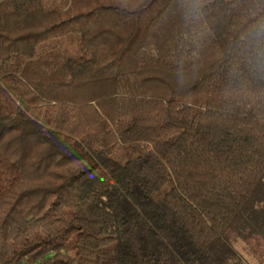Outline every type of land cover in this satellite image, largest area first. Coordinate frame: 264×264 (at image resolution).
I'll list each match as a JSON object with an SVG mask.
<instances>
[{
	"label": "trees",
	"instance_id": "16d2710c",
	"mask_svg": "<svg viewBox=\"0 0 264 264\" xmlns=\"http://www.w3.org/2000/svg\"><path fill=\"white\" fill-rule=\"evenodd\" d=\"M0 264H264V0H0Z\"/></svg>",
	"mask_w": 264,
	"mask_h": 264
}]
</instances>
